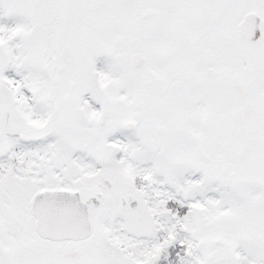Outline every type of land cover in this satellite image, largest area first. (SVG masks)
Returning <instances> with one entry per match:
<instances>
[{
    "label": "snow or ice",
    "instance_id": "6c2138e0",
    "mask_svg": "<svg viewBox=\"0 0 264 264\" xmlns=\"http://www.w3.org/2000/svg\"><path fill=\"white\" fill-rule=\"evenodd\" d=\"M0 264H264V0H0Z\"/></svg>",
    "mask_w": 264,
    "mask_h": 264
}]
</instances>
